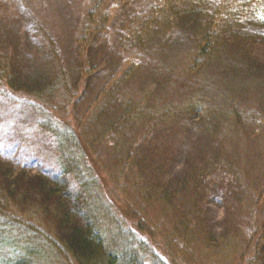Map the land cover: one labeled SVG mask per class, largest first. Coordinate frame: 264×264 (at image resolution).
<instances>
[{
	"label": "rangeland",
	"instance_id": "1",
	"mask_svg": "<svg viewBox=\"0 0 264 264\" xmlns=\"http://www.w3.org/2000/svg\"><path fill=\"white\" fill-rule=\"evenodd\" d=\"M159 1L129 0L133 11L140 13L147 12L153 2ZM93 5V0H0V61L5 64L9 73L12 69L22 82L37 86L44 77L47 83L55 80L56 78L52 77L57 74V69L61 65L68 81L62 87L57 83L55 91L45 92L43 100L47 103L43 107L41 104L37 105V108L28 105L14 106V100L0 91V163L10 169L7 172L10 186H13L12 183L17 184L23 190L26 185L25 189L31 190L28 184H33L36 180L41 183L43 189L47 188L53 192L50 197L46 196L44 190H41L39 196L35 194L40 200L42 198L43 202V206L38 202L31 204L38 209L36 213L27 214L30 213L25 212L28 206L20 204L23 218L12 219L16 223H30L31 227L29 229L9 227L13 234H17V237L14 236L15 239L11 236L14 250L24 246H21L22 239H25L26 243H31L33 238L30 234L36 231L46 237L51 235V239L57 240V243L48 242V239L44 243L37 240L41 244L36 250H30L28 253L29 258H33L27 260L30 261L28 264H79L73 253L62 246L67 235L66 227L59 228L44 213V209L55 207L58 210L53 217L62 221V216L58 214L59 209H62L59 199L56 198L58 191L44 185L40 180L45 178L50 186L56 185L74 195L78 189L73 183L78 184L84 179L88 180L85 186L91 193L88 199L92 200L88 213L95 216V223L104 237L107 251L114 250L112 252L117 251L126 257L136 256L139 252L147 264H156V256L164 259L171 257L179 264H195L196 257L203 255L206 262H212L215 253L208 248L212 245L211 238L214 239L216 233L219 240L215 238V243L219 247H222L225 241L232 240V246L227 253L230 256L228 264H240V253L245 256L252 252L249 250L252 246L246 247L244 251V243H251L254 240L255 233L250 226L257 228L259 223H264V199L256 206L251 202L245 204L251 186L258 191L262 187L260 183H263L261 179L264 177V26L260 28L257 22L252 20L248 24L243 23L242 27L245 29L251 27L253 31L241 32L236 39H231L224 33L223 40L220 41L222 46L216 57L209 65H205L199 74L189 77L188 55L195 45L185 44L188 43L187 39L191 33L189 25H183L174 31L169 45H156L154 39L150 37V40H153L151 44H146V56H143L124 43L123 35L126 28L124 29L119 22H112L102 37L105 41L103 46L108 51L105 55L108 59L109 57L114 59L115 56L121 61H127L126 64L135 62V65L130 67L124 65L123 68L108 65L102 67L104 55L95 50L94 57L101 58L95 61L101 64V68L97 70L100 74L96 80H91L86 89L81 81L84 70L77 73L75 67L84 69L76 60L79 57V45H84L79 41L84 35L86 13H94ZM115 14L110 20L114 19ZM98 17L99 14H96L95 19ZM119 17L135 22L140 15L128 17L127 14H120ZM228 24L236 27L235 22ZM128 34L130 33L127 32ZM122 69L128 72L122 76V80H125L126 75L129 77L123 84L124 97L127 99L120 96V100L139 104L140 101H137L140 100L139 91L148 90V78H155L158 81L155 86L159 90L158 95L156 101L154 99L147 101V104H153V107L150 105L146 107L158 113L163 111L169 113L168 118L164 114L165 119L162 121L159 120L161 117L152 113L147 115V122L143 121L145 128L149 121H154L149 127L156 128L157 134L155 138L146 140L138 148V154L134 155L130 162L139 165V168L129 171H125L128 161L124 155H128L130 149L128 142L135 141L129 134L122 132V138L116 139L117 144L108 143L119 150V153H111L110 156L104 148L99 147L93 137L88 138L96 132L98 135L104 128L101 111L108 109L107 101L105 102V87L112 84ZM152 71L157 76L153 75ZM112 72L115 75H112ZM118 77L113 86H116ZM85 89L86 92L83 94ZM197 90L209 97V100L206 99V102L210 103L208 104L210 108L206 110L209 119L202 117L200 113L196 122H190L187 116L174 111L172 105H184L195 98ZM109 103L113 106L117 104L115 101ZM259 116L262 118L261 123L257 122ZM133 125L135 129L136 125ZM254 125L262 127L263 130H256ZM193 128L202 134L193 131ZM209 128H212L210 133ZM68 132L75 133L81 138L79 146L81 145L83 151L89 155V168L86 164V153L81 155L78 151V155L74 156L80 165L77 169L82 171L79 179L74 178L73 174L70 176L64 174L60 169L64 168L67 173L69 169L72 170L65 161L73 155L72 148L66 144L70 141ZM85 135L87 137H84ZM254 136H262V140L254 141L250 138ZM60 139L64 142L60 143ZM194 145L205 151L202 155L212 154L213 157L219 153L221 159L225 158L232 164V168L227 169L236 176L237 181L232 177L221 181L222 186L226 185L229 189L230 197L245 200L242 206L234 209H230L226 201L223 202L221 199L210 206L209 211L204 208L205 203L200 206L208 215L206 228L210 229V233L205 230L207 234L201 238L203 248L198 249V246L194 245L198 253L190 249V246L184 245L185 241L191 242V239L184 236L182 230H178L175 217L171 218L161 198L156 197V200L151 201L147 207L140 198L143 191L140 175L144 173L158 180L162 189L171 192L169 194L176 201L174 204H181L186 217L187 211L193 209L195 200L201 196L199 189H196L195 193L188 190L191 187L187 179L190 175L197 176V165L203 166L200 168L204 169L210 167V164L205 163L208 158H202L203 162L192 158ZM237 159L239 163L244 162V166L238 167ZM189 164H192L190 168ZM193 165L194 172H190ZM11 167L21 173L24 172L27 176L21 179L16 177L13 182L11 173L14 170ZM168 172L172 175L170 180L167 178ZM121 173L123 176L120 179ZM213 174L225 178L223 172ZM34 175L37 176L36 179ZM196 184L200 185L199 182ZM234 187L239 197L230 194ZM147 188L148 184L145 186V189ZM11 191H14V187H11ZM64 191L61 190L65 193ZM3 193L9 201L3 210L9 214L8 210H13L11 203L19 202L12 198L11 192L8 195L7 191L3 190ZM47 199H50L49 202ZM179 200L181 203L177 202ZM101 201L108 210L102 208ZM153 202L155 203L152 204ZM20 205L14 206V209L17 210ZM66 206L64 210L67 211ZM139 206L143 208V216L147 220L137 212ZM15 213L17 215L20 212ZM0 218L8 220L3 214ZM3 223L7 222L0 220L2 232L5 231ZM12 224L14 223H9ZM190 224L187 222L188 228ZM191 227L199 229L196 226ZM11 232L9 235H12ZM142 240L145 241L143 245L140 244ZM14 250L12 255L15 253ZM6 254L11 257L9 249ZM216 263L214 260L213 264Z\"/></svg>",
	"mask_w": 264,
	"mask_h": 264
},
{
	"label": "trees",
	"instance_id": "2",
	"mask_svg": "<svg viewBox=\"0 0 264 264\" xmlns=\"http://www.w3.org/2000/svg\"><path fill=\"white\" fill-rule=\"evenodd\" d=\"M219 1L224 2H211L210 0H160L158 3L153 2L148 7L147 12L140 13L133 11L129 0H93L94 9L92 12H94L95 14L86 13V20L84 22V24H86L84 27V35L79 41V43H84V45H79V57L78 60H76L77 64H80L81 67L84 66V69L75 67L77 73H81V71L84 70L81 74L83 87L87 89L88 85L91 83V80H96V78L98 77L97 75L100 74L97 70L101 68V64H103L102 67L108 65L122 68L124 67V65H127V67L135 65V62L126 64L127 61H121L119 57L117 58L113 56V58L115 59L114 60L110 57L108 59L107 55H105V53H107L108 51L103 46L105 41L102 39V37L112 22H119V24L123 26L124 29L126 28V33L123 35L124 43L133 47L136 51H138L137 54H142L143 56H146V44H151L153 39L156 45H169L172 42L171 36L173 32L177 29H180V27L183 25H189L191 28V33L189 38L187 39L188 43L185 42V44H195L194 47L191 48V51L188 55L189 67L187 69V76L189 77H193L199 74L204 66L209 65L212 62V59L216 57L220 46H222V42L220 44V41L223 40L224 33L226 36H230L231 39H236L239 37V34L241 32H246V30L253 31L251 27H248L246 29L243 28V23L248 24L249 22H252V20H254L257 22L260 28H262V25L264 26V0ZM214 6L215 10L213 11ZM96 14H99L98 19H95ZM114 14L115 16L113 18H116V20H110ZM120 14H127L128 17H130L131 15L135 17L137 14H139L140 17L136 18L137 21L135 20V22H131L129 20H122L119 17ZM223 20L228 21L225 22ZM230 22H235L236 27H232L231 24H228ZM127 32L130 34L127 35ZM150 37H152L153 39L150 40ZM253 38L254 36L251 37V39ZM95 50L100 51V53L104 55L101 64L95 63V61L101 60L100 57H94ZM119 73V77L117 76L118 79L116 81V86H113V83L117 77L113 79L112 84L105 87V102L107 101L108 109L107 111H101L102 120L104 121V128L98 135L96 132L93 136H90L88 138L93 137L99 147L104 148V151L110 156L111 153H119V150L108 143L117 144L116 139L122 138V132L129 134L130 137H132L136 141H134L133 143L128 142V146L130 147V149H128V155H124L125 159H127L128 161L126 163L125 171H129L139 168V165L130 162L133 159V156L138 154V148H140V146L145 143L146 140L155 138L157 134L156 128L153 129V127H149V124L153 123L154 121H149L145 128V123H143V121L147 122V115L149 113H152L153 115L161 117L159 120L162 121L165 119L164 114H166V117L168 118L169 113L167 111L158 113V111H151L152 108L146 107L147 105L153 107V104H147V101L151 99H154L156 101V96L158 95L157 93L159 90L158 88H155V86H157L158 84V81H156L157 79L155 80V78H148V90L139 91L140 100H137L140 101L139 104H134V101L123 102L122 100H120V96H123L125 100L127 99V97H124L125 85L123 84H125L129 76L126 75L125 80H122V76L128 74V72L125 71V69H122ZM151 73L155 75L154 71H152ZM112 75L115 74L112 72ZM130 76L132 75L130 74ZM45 79L46 78L44 77V79L41 80L37 84V86H31L22 82V80L18 77L14 70L11 69V72L9 73L8 68L5 67V64L0 61V91L2 92V94H6V96L14 100V106L20 107L21 105H28L32 106L33 108H37V105L41 104V106L43 107L47 103L46 100H43L45 92L55 91V86L57 83H59V85L62 87L63 84H66L68 82L66 76L63 73V67L61 65H59L57 69V74L52 77V79L58 80V82L52 80L50 83H47L44 81ZM86 89L83 90V94L86 92ZM99 89L101 90L102 87ZM197 91L198 92L195 95V98L189 100L184 105H172V109L174 111L179 112L183 116H187L190 122H196L197 115L200 113L202 117L209 119V116L207 115L208 112H206L207 108H210L208 106V104L210 103L206 102V99L209 100V97H207V95H205L202 91ZM188 92L190 91L188 90ZM109 101L117 102V104H115L116 106L111 105ZM98 120L99 117L96 118V121ZM257 122H262L261 116H259ZM133 124L136 125L135 129L133 128ZM217 124L218 123H215V125ZM254 128H256V130L258 131L263 130L262 127H259L258 125H254ZM193 131L200 132L196 128H193ZM193 131H191V133ZM211 131L212 128H209L208 133H210ZM68 134H70V141L66 144H69L72 148L73 155L70 159H65V161L69 163L72 170L69 169V173H67V171L65 172L64 168H59L62 169L64 174H69V176L73 174L74 178L79 179L81 177L82 171H79L77 169L80 167V165L78 161L74 159V156L78 155V151L81 152V155H84L86 152H84L80 147L81 145L79 146L81 138L77 134L72 132H68ZM137 135L140 136V139L138 140ZM84 137H87V135H85ZM261 137L262 136H254L250 138L254 141H261ZM140 140H142L141 144L138 145ZM63 142L64 141L60 139V143ZM202 152L205 151L200 150L197 145H194L193 153L191 156L199 162H203L202 158H208L209 160H205V163L210 164V167H206L207 169H204L200 168L203 166H198L196 164L198 167V170L196 171L197 176L192 177L190 175L187 179L191 187L188 190L195 193V190L199 189V192H201V196L195 200L196 204L193 206V209L187 211L186 217L184 216V211L181 208V204H174L176 201H174V198L169 194L171 193L169 190L167 191L162 189L158 183V180H156L152 176H148L144 173L140 175V180L142 181L141 184L143 187V191L140 193L141 200L146 204L147 207L151 203V201L156 200V197L161 198L163 203L165 204L166 210L170 212L171 218L174 219L175 217V223L178 230H182L183 235H186L189 237V239H191V242L185 241L184 245L190 246V249H194L195 253L198 252L196 251L194 245H197L198 249L203 248L201 244V238L205 236L207 232L210 233V229L206 228V219L208 215L206 214V212L202 211L200 206L205 203L204 208L209 211L210 206L212 207L213 204L219 202V200L221 199V201L223 202L226 201V205H229L230 209H234L236 207L242 206L245 201L244 199L240 198L236 200L235 196L230 197L228 195L229 189L226 187V185L222 186L221 181L227 180L229 178L233 177L234 180L237 181L236 176L232 173H229L231 171L228 170L232 168V164L230 162H227V159L225 158L221 159L219 153L216 156L212 157V154L202 155ZM65 156H68V154H65ZM88 157L89 155L86 153V164L89 168L90 160ZM237 162L238 167L244 166L245 164L242 161L241 163H239V159H237ZM191 165L192 164H189L188 167L190 168ZM11 168L14 170L11 173L13 182L16 177L18 179H21V177L27 176V174H25L24 172L21 173L20 171H16V169H14L13 167ZM194 169L195 165L192 166L190 172H194ZM8 171H10L9 167L0 163V215L3 214L8 219L6 221L0 218L1 221L7 222L3 223L5 224V231L2 232V229H0V264H28V262L30 261L27 260L32 258H29L30 256L28 255L30 250H36L39 244L46 242V239H48V242L54 241L56 243L57 240H52L51 235L50 237H46L36 233V231H33V233L30 234V236H32L33 238L31 240V243H26L25 239H22L21 246H24H22L21 249L19 248V250H14V247L11 244V236H13V238L15 239L14 236L17 237V234H13V232L9 230V227L17 226L29 229L31 225L30 223H27L28 225L25 223H16L12 218H23L21 214V208L23 204V206L25 207L28 206L25 212L29 211L30 213L27 214L38 212V209L31 204L34 202H38L43 206V202L42 198L40 200L39 197L36 196H39L41 190H44L47 197H50V194L52 195L53 192L47 190V188L43 189L41 183H38V181L36 180L33 181V184H28V188L31 190L25 189L27 188L26 185H24V187L22 188L23 190H21L20 186L17 184L12 183L13 186H10V183L7 180ZM213 172H223L225 178H222L221 176L216 177ZM34 176V179H36L37 176ZM122 176L123 173L120 174V179ZM171 176V173L168 172V180H170ZM44 179L45 178H42L40 182H43L44 185H48L54 191H58L56 192V198L59 199L60 207H62L61 210L59 209L58 214L62 216V221L65 223H63L59 219H55V216L53 217L54 213L57 212L56 210H58L55 207L53 208L50 206L48 209H44V213L47 214L59 228H61V226L66 227L67 235L65 241H63V243L61 242L62 246L66 247L69 252L73 253L79 264H147L145 260H142L139 252L137 254L135 253L136 256L130 255L126 257L125 254L121 255L117 251L112 252L114 250L107 251L104 237L101 234L98 224L95 223V216H92L88 213L90 204L92 202L91 198L90 201L88 199V197L91 196L90 190L85 186V183H87L86 181L88 180L82 179L78 182V184L73 183V186L75 185L78 191L74 195H70L68 191H64V189H62L61 187H58L56 185L50 186L48 184L49 181ZM261 180L263 182L260 183L262 187H260L258 191H256L254 187L251 186L247 194L248 201L245 202L246 205L248 204V202H251L254 206H256L260 201H262V199H264V177ZM196 182H199L200 185L196 184ZM146 184H148L147 189H145ZM11 187H14V191H11ZM3 190L7 191L8 195L11 192L12 198L15 201L19 202V204L11 203V205H13V210H8L10 215L3 210V208H5L9 204V201L5 197L6 195H4ZM61 190H63L65 193L61 192ZM230 194H236L239 197L235 187L233 188V190H231ZM49 200L50 199H47V202H49ZM63 202L65 203L63 204ZM177 202L181 203L180 200ZM154 203L155 202H153L152 204ZM19 205L20 207L17 210L14 209V206ZM101 205L103 209L108 210V207L102 201ZM65 206L67 207V211L64 210ZM15 210L20 213H17L16 215ZM137 212L141 215L142 218H144L142 207H140ZM144 220L147 219L144 218ZM187 222L191 223L189 228ZM9 223L14 224L9 225ZM191 226L199 227V229H193ZM202 227L205 229H203ZM250 229L255 233L254 240L251 241V243H244V251L246 247L252 246V250L251 248H249V250L252 252H248L247 254H245V256H242V253H240V264H242V262L243 264H264V223H259L257 228L252 227L251 225ZM10 232L12 235H9ZM215 235L216 236H214V239L213 237L211 238L212 245H210V248H208V250L215 253L214 260L217 261L216 264H228L230 256L227 253H229V248L232 246V240L225 241L223 246L219 247V245L215 243V238L218 239L216 233ZM37 240H41V243H38ZM144 243L145 241L143 240L140 242L141 245H143ZM7 249H9L11 257L6 254ZM13 250L15 252L14 255H12ZM213 261L206 262L203 255H199L194 260L195 264H213ZM155 263L179 264L176 259L173 260L171 257L170 259H167V257L166 259H164L159 256H156Z\"/></svg>",
	"mask_w": 264,
	"mask_h": 264
}]
</instances>
